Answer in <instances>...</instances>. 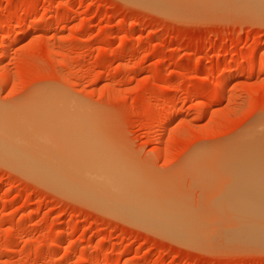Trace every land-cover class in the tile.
I'll list each match as a JSON object with an SVG mask.
<instances>
[{"label": "rangeland", "instance_id": "obj_1", "mask_svg": "<svg viewBox=\"0 0 264 264\" xmlns=\"http://www.w3.org/2000/svg\"><path fill=\"white\" fill-rule=\"evenodd\" d=\"M144 2L0 0V264H264L243 212L230 221L212 201L225 157H208L263 135L264 7ZM82 129L200 225L179 237L83 199L61 154Z\"/></svg>", "mask_w": 264, "mask_h": 264}, {"label": "bare ground", "instance_id": "obj_2", "mask_svg": "<svg viewBox=\"0 0 264 264\" xmlns=\"http://www.w3.org/2000/svg\"><path fill=\"white\" fill-rule=\"evenodd\" d=\"M147 1H149V0H147ZM152 1H154V0H152ZM256 1H258V0H256ZM150 2H151V0H150ZM150 2H147V4L149 3V5H150L151 4ZM244 2H246V1H244ZM143 3L145 4L144 0H143ZM251 4L252 5L253 4L258 5V7H261V6L264 7V0H260V3H251ZM251 4H247V6L251 5ZM149 7H151V6H149ZM252 7L256 8V6H252ZM150 10L151 9H148V11H150ZM71 18H72V15H70V14L65 15L66 20H70ZM35 28H36V26H35ZM45 28L50 29L49 26H45ZM260 68L264 69V64L263 65L261 64ZM260 68H259V70H260ZM205 113H206V111H205ZM171 120H172V117L169 119V122ZM173 120H175V119H173ZM80 122L78 124H80ZM82 123H86V122H82ZM81 125H83V124H81ZM261 126H262V124H261ZM257 127L254 128L255 131L261 132L259 134H263V135H259L258 133H255L256 135H254L253 133L255 131H253V130H250L251 131L250 133H252L251 134L252 136H255V139H257V135H259V137H258L259 139L254 140V141H252V139H251V141H249L250 138H248L246 141L247 143L244 142L245 139H241L246 144H242L243 142L241 140H239L242 143L238 142L235 144L234 143L228 144L225 147H223L220 151H217V150L212 151V153H210V155L208 157H213L212 159H214V157H216V158L217 157H225V159H224L225 163H224L223 168H225L226 171L223 170V173H225L224 180H222L223 182L221 184V187L217 191L215 190L214 193L211 192L212 195H214V196H212V199H213L212 201L216 202L218 200H222V202L224 204L223 207L226 209L225 211H222V210H224V208H222V210H221L222 215L226 211L228 212V214L235 215V216H236L237 212H239V213H240V211L243 212L244 216L247 217V223L243 224V226H244L243 233H245L246 239L248 241H250V240L254 241V242H256V244L264 245V127H262V130H261V128H259V127L257 128ZM80 128H82V127H80ZM80 128L76 127L77 130ZM54 130H56V129H54ZM82 130L84 131L85 129H82ZM89 132L86 131L85 133H89ZM51 133H52V131H51ZM69 133H71V131ZM74 134H75L73 136L74 139L71 140L72 143H70L71 141H69L70 151L68 149H66V147H65V149L68 152L64 149L65 151L61 150V151H63V152H61V154L64 153L63 154L64 157L65 156L70 157V158L75 157V160H74V158L71 160V162H72L71 164L75 166V167H73V166L72 167L76 169L75 175L77 174V176L73 177L74 174H72V173H71L72 174L71 176L67 175V178L69 176L71 178H68V179L65 178V175L69 174V173H65V174H63V176H64V179H66L65 180L66 183H68L67 180L69 182H72L73 184H76L74 186H77V185L79 186V183H80V186H82L83 189L85 188L83 190L80 186L79 187L77 186L74 189H75V192H77V190L79 189L80 194H83V193L85 194V191H87V193L85 195H82V198L85 196L84 198L86 199V201L88 200L87 198H89V201L90 200H91V202L94 201L96 204H99V205L104 204L106 200L110 201L107 204L113 203L114 207L113 208L111 207V208L114 209L116 214H117V212L119 214H121L122 215L121 217L126 216L127 218H129V220H131L135 223H138L141 225H146V227H149V228L153 227L155 230L160 231L162 233H166V234L171 233V234H174L175 236L179 235V237H180V235H183V236L184 235L185 236L190 235L189 230L194 231V228H197L198 225H200L202 219L201 220L197 219L200 216V214L195 215V216H198V217H196V220L194 219L193 216H192L193 217L192 218L189 215H187L189 217V218H187V217H185V215L182 216L180 213L182 211L183 207L178 206V205H174V204L172 205V203L169 205L168 204L169 201H167V202H166V200L163 201L162 196L164 194H162L161 198L157 197V195L158 194L161 195V193L157 192L158 189H156L157 191H155V188H157V187L155 186V188H154L153 184L150 185V182L148 181V179L145 178L146 176L144 177V176H142V174L139 175V173H134L135 170L133 172H131L130 169H127L128 166L124 167L125 166L124 164L122 166H120L121 163H119L120 165L115 164L116 161H118V160H116V158L114 159V160H116L115 163L111 162L113 164L110 163L108 165V163L110 162L109 157L113 158V157H120V156L115 151H112L111 149H109V147L107 145L100 142V140L97 139V137H95V139H97L96 141L94 140V137L91 138L90 136L93 135L92 133H89L87 135V134H84L83 132L78 133V131H76V133L74 132ZM48 135H51V134H48ZM251 135H249V136H251ZM44 136H45V133H44ZM93 136H95V135H93ZM40 137L43 138L42 135ZM65 137H68V135ZM51 138H52V135H51ZM66 139H68V138H66ZM71 139H72V137H71ZM49 140H51L50 137H49ZM69 140H70V138H69ZM42 142H44V141H42ZM47 142H48V144L50 143L49 141H46L44 143H47ZM52 143H53V141H52ZM67 143H68V141H67ZM53 144H54V146H56L58 143H56V144L53 143ZM0 146H1V143H0ZM44 148H46V147H44ZM56 148L58 149L59 146L58 147L56 146ZM66 152L67 153L70 152V154L65 155ZM12 154H14V153H12ZM14 155H16V153ZM12 157H14V156H12ZM105 157L108 158L109 160L108 161L105 160ZM4 158L5 157H3V159ZM28 158H31V157H28ZM18 159H20V157L16 158V160H18ZM24 159H25V161H23V163H22V165L24 164V167L25 166L26 167L31 166V168L33 167L32 171L35 172L34 167L36 166V169L39 170V168L41 166L40 169L43 171L42 166H44V165L40 164L37 166L34 163H33V165H30V162L26 159V156ZM63 160H64V158H63ZM40 161H42V159ZM64 161H66V159ZM73 161L74 162L76 161V163H74ZM37 164H39V163L37 162ZM68 164H70V163L68 162ZM47 165H49V164H47ZM52 166H55V165L53 164V165H51V167ZM67 166H69V165H67ZM62 167H60V168H62ZM72 167H71V169H72ZM89 168L90 169L92 168L93 171H92V169L90 170ZM44 169H46V168L44 167ZM54 169L55 168L53 167V170ZM69 169H70V167H69ZM69 169H67L66 171H68ZM75 169H73L72 171L74 172ZM41 170H39V171L41 172ZM63 170L65 171V169H63ZM63 170H61L60 172H62ZM69 172H71V171H69ZM46 173H48V172L44 171L42 174H43L44 179L47 180V178H45V177H48L50 174L45 176ZM53 175H55V176L58 175V172L56 174H53ZM72 177L75 179H72ZM49 178L52 179L51 175ZM54 179L56 180V178H54ZM55 180H52V181L56 182L55 183L56 185H58V183L61 182L60 180H58L59 182H57V180L56 181ZM74 180H77L78 183ZM152 182H153V180H152ZM62 183H60V186ZM70 186H71V184H70ZM81 189L83 192L81 191ZM153 192L154 193L156 192L158 194L155 196ZM161 192H162V190H161ZM80 197H81V195H80ZM130 203H133L135 205V208L128 210V206H130ZM207 204H209V203L207 202ZM210 204H213V203L210 202ZM203 206H205V204ZM219 206H221V205H219ZM105 207L107 208V206H105ZM207 207H205L206 209L202 207L201 209H199V212L198 211L197 212L200 213V210H203V209L207 210V209H209V207L213 208L214 206H207ZM220 209L221 208L216 209L217 211H213V209L210 211L208 210V211L209 212L212 211L214 213V212H218V210H220ZM183 210H185V209L183 208ZM204 212H206V211H204ZM192 213L195 214L196 212H192ZM219 214H220V212L218 213V216H219ZM225 214L227 216H229L228 219L232 218V216L230 217V215H228L227 213H225ZM213 215H215V214H213ZM203 216L208 217L207 215H203ZM218 216H217V218H218ZM235 216L231 220L230 219L229 220L233 221ZM222 217H226V216L224 215ZM201 218H203V217H201ZM186 219H188L189 221ZM224 219H227V218H224ZM235 219H234V222L236 220H239V219H236V220ZM192 221H195V222L199 221V224L197 223V226L195 225V227H193V225L196 224L194 222V224L192 226H190L189 224H192L191 223ZM206 221H207V219H206ZM226 221H228V220H226ZM186 222L187 223L189 222V223L187 224ZM204 223L205 222H203L202 224H204ZM219 223H221V221ZM208 224H210V223L208 222ZM212 224H215L214 221H212ZM169 236H171V235H169Z\"/></svg>", "mask_w": 264, "mask_h": 264}]
</instances>
